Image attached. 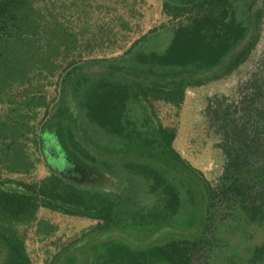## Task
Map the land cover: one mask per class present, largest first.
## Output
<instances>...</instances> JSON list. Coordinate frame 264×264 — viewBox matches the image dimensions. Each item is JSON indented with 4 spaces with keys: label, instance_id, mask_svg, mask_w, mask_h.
<instances>
[{
    "label": "rangeland",
    "instance_id": "1",
    "mask_svg": "<svg viewBox=\"0 0 264 264\" xmlns=\"http://www.w3.org/2000/svg\"><path fill=\"white\" fill-rule=\"evenodd\" d=\"M34 1L36 28L42 33L30 60H38L42 67L49 59L52 67L49 72L32 69L24 82L15 77L12 84L0 89V123L18 126L20 135L15 142L20 152L14 156L16 152L6 148L9 132L0 133V180L12 181L9 186L14 188L16 183L40 184L54 174L81 188H96L115 196L121 185H128L132 179L125 169L127 159L100 156L91 150L97 164H86L85 169L75 167L54 141L34 150L26 130L57 123L70 127L78 116L97 144L123 149L128 141L87 122L82 107L86 90L102 80L122 85L129 93L134 84L168 90L182 83L184 96L179 107L157 95L143 100L131 98L125 116L142 138L157 135L159 127L174 129L173 148L202 174L207 196L214 198L205 228L196 236L199 245L186 246V258L189 264H264V0L253 8L260 11L256 25L247 29L243 41L220 67L208 74H195L193 68L140 67L134 62L137 53L160 55L169 46L178 20L164 11L163 2L167 0ZM252 3L237 2L238 20L245 27L253 14L249 9ZM45 32L53 39L48 51ZM241 54V60L232 64ZM66 75L69 77L63 81ZM68 85L71 91L64 98ZM106 163L111 170L103 166ZM158 174L133 177L131 214L139 218L148 215L161 205L162 188L171 186L183 204L179 215L167 223L185 226L191 209L186 186L173 175ZM96 224L102 222L38 208L33 218L17 224L14 230L23 240L31 264H50ZM124 227L133 234L146 232L129 221ZM172 232L173 228L163 227L153 239L162 235L165 239L159 246H164ZM173 236L175 240L181 237L177 233ZM187 241L193 242L191 238ZM105 249L98 246L80 258L91 253L97 264Z\"/></svg>",
    "mask_w": 264,
    "mask_h": 264
},
{
    "label": "trees",
    "instance_id": "2",
    "mask_svg": "<svg viewBox=\"0 0 264 264\" xmlns=\"http://www.w3.org/2000/svg\"><path fill=\"white\" fill-rule=\"evenodd\" d=\"M252 1L249 9L253 14L246 27L238 20L236 13L238 0L163 2V9L168 16L178 20L170 44L160 55L137 53L134 62L140 67L183 71L193 68L196 70L195 74H208L220 67L232 49L243 41L247 29L256 25L260 11L253 8L263 0ZM35 2L34 0H0V89L12 84L15 77H18L17 81L24 82L32 69L49 72L48 68L52 67V62L47 63L49 59L42 67L38 64V60H30L36 53L35 48L41 40L39 35L42 33L36 28L37 16L33 9ZM44 34L48 38H44L47 44L45 49L48 51L53 39L51 40L50 33ZM242 54L236 56L232 64L239 62ZM98 64L105 65L103 62ZM68 77L66 75L63 81ZM146 86V84H134L129 93L122 85L102 80L93 84L84 93L82 107L87 122L116 139L128 141V146L123 149L111 150L97 144L78 116L71 121L70 127L57 123L26 130V133L31 135L30 143L34 150L39 146L44 149L47 141H54L66 161L75 167L85 169L86 164L90 163L94 166L97 164V159L90 154L91 150L100 156L127 159L125 169L132 179L128 185H121L122 189L118 187L119 191L113 197L108 192L96 188H81L54 174L40 184L16 183L14 188L9 186L12 181L4 183L0 180V264H31L23 240L17 236L14 227L33 218L38 208L69 217H82L97 223L102 222L62 250L50 264H94L96 259H92L91 253L82 258L80 255L98 246H106V249L102 258L98 257L97 264L158 262L189 264L186 258V246L194 248L199 245L196 236L205 228L214 198L207 196L202 174L173 148L176 136L174 129L159 127L156 130L157 135L142 138V135L132 127L134 124L125 116L126 104L131 98L143 100L148 96L157 95L158 99L175 107H179L183 101L182 83L168 90L155 85ZM67 90L64 91V98L71 91L70 85L67 86ZM17 129L18 126L12 127V123L7 121L0 123V133L6 130L9 132L6 148H12L16 152L14 156L20 152L15 144L16 138L20 136ZM103 166L112 169L107 163ZM9 169L13 171L11 166ZM157 172L173 175L178 183L186 186L187 202L191 204V209L185 226L167 223L179 215L183 204L177 190L171 186L162 188V203L158 208L149 211L148 215L141 218L131 214L129 208L133 205L134 195L130 193L135 182L133 177L149 178L158 174ZM156 185L161 186V183ZM158 190L156 189V192ZM127 221L134 226L138 224V227L145 229L146 232L133 234L127 231L124 227ZM166 226L173 228V235L177 233L181 237L175 240L170 234L168 236L171 238L170 242L159 246L165 238L159 235L155 240L154 234ZM189 238L193 242L187 241Z\"/></svg>",
    "mask_w": 264,
    "mask_h": 264
}]
</instances>
